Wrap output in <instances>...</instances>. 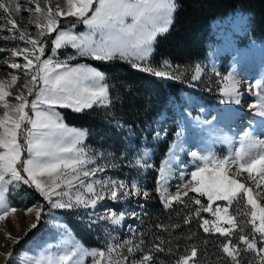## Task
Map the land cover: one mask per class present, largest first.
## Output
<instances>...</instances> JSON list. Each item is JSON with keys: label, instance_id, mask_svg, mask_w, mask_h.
<instances>
[{"label": "snow or ice", "instance_id": "6c2138e0", "mask_svg": "<svg viewBox=\"0 0 264 264\" xmlns=\"http://www.w3.org/2000/svg\"><path fill=\"white\" fill-rule=\"evenodd\" d=\"M176 9V0H0V33H9L0 39L22 42L11 48L0 47V53L9 54L0 64L16 70L0 79V232L13 246L21 237L7 232L5 222L15 221L21 211L11 197L24 186L38 193L48 206L46 210L45 204L38 203L24 210L31 218L25 236L53 209L83 210L89 213L90 223H95L91 216L105 201L120 204L133 197L149 198L150 193L135 181L106 176V169L117 165L101 163L106 160L105 153L88 149L84 144L87 130L70 127L60 109L82 113L93 106L112 104L105 72L89 64H72L77 57L104 63L121 61L154 77L181 79L183 73L169 71L173 66L167 60L159 68L151 64L157 37L169 31ZM77 23L85 31H75ZM69 47L75 55L61 60L60 50ZM202 74L203 68L197 64L191 79L199 80ZM216 75L220 76V103L240 105L241 82L234 71ZM248 91L256 96L249 112L259 117L264 127V79L250 84ZM200 123L203 126L209 121ZM208 133L214 137L213 145L225 144L228 152L219 155L214 147L190 151L191 167L180 174V183L172 191L169 181L173 164L183 151V131L177 132L176 142L157 169L156 192L166 208L178 204L189 209L184 225L195 219L205 233L224 238L218 243L220 254L215 261L206 251L198 257L195 244L185 247L183 253L178 246L175 250L165 248L163 245H171L172 240L160 237V243L146 249L144 234L138 239L135 230L130 238L119 242L109 233L103 249H90L66 226L58 225L63 229L58 242L47 244L37 255L25 253L20 257L22 264H154L157 252L173 255L172 264H202V260L204 264H243V257L249 253L247 264H264V201L260 199L264 197V133L256 134L251 126L238 139L221 134L214 126ZM160 135L157 131L156 138ZM150 159L145 150L129 165L147 171L154 167ZM217 201L225 203L219 205ZM201 213H210L214 219ZM98 219L118 227L125 215L109 210ZM181 226L157 225L170 235ZM16 228L19 230V224ZM193 235L185 239L191 240ZM0 257L7 264L16 253L0 251Z\"/></svg>", "mask_w": 264, "mask_h": 264}, {"label": "trees", "instance_id": "16d2710c", "mask_svg": "<svg viewBox=\"0 0 264 264\" xmlns=\"http://www.w3.org/2000/svg\"><path fill=\"white\" fill-rule=\"evenodd\" d=\"M176 4L177 9L169 31L157 37L151 64L159 68L167 60L173 66L172 72L183 73L181 79L154 77L121 61L104 63L78 57L74 60L75 63L90 64L105 72L112 104L110 107L93 106L82 113L62 109V113L69 125L87 130L86 144L105 153L109 164L111 162L117 165L111 167L112 172L118 173L128 182L139 179L145 184V190L150 196L145 200L144 209L132 222L135 224L137 238H140V233L144 234L146 249L160 243L157 239L160 237L165 241L172 240L171 245H163L165 248L173 247L175 250L176 246L182 248L195 244L199 248L198 257H202L206 251L208 257L215 261L220 254L218 243L224 238L219 234L205 233L195 219L190 225H184L183 217L189 210L182 205L176 204L172 209L163 205L156 192L157 169L165 159L179 129L177 120L181 114L177 109L182 110L185 106L181 94L186 89L184 83L191 80L195 65L206 57L210 51V43L214 41L213 20L241 9L250 14L249 38L264 40V0H176ZM157 131L161 133L159 139L156 138ZM142 148L151 150L149 162L154 167L147 171L137 170L129 165L135 158V152ZM108 153L112 155L109 157ZM34 194L41 198L35 191ZM201 215L204 218L212 217L210 213ZM65 221L85 245H96L90 241V236L80 230L82 222L70 216H65ZM176 223L182 226L171 231V235L157 227ZM190 233H195L193 238L185 239ZM31 235L33 232L28 238ZM205 240L208 241L207 245L204 244ZM180 251L184 252L181 249ZM154 255V264H172V255L166 252H157ZM202 263L204 264L203 260Z\"/></svg>", "mask_w": 264, "mask_h": 264}, {"label": "rangeland", "instance_id": "374dc122", "mask_svg": "<svg viewBox=\"0 0 264 264\" xmlns=\"http://www.w3.org/2000/svg\"><path fill=\"white\" fill-rule=\"evenodd\" d=\"M22 14L27 16L26 12ZM0 23H2V21H0ZM32 30L35 31V29ZM212 30L214 33V41L210 43V51L206 57L198 63L203 68V74L201 78L199 80L193 81L191 79L189 82H185L184 85L186 89L181 91L185 106L182 110L177 109V112L181 114L177 122L179 128L178 132L183 131V136L180 141L183 144V151L179 153L178 161L173 164V177L169 181V188L172 191H174L175 186L180 183V174L191 167V157L188 155V153L190 151L202 150V138L209 137L210 140H212V147H214V150L219 155H224L228 152V146L225 144L216 143L213 145L214 137L210 136L208 133V129L210 127H215V125H217L218 128H215L219 129L227 123L230 130H238L243 134V131L248 130L249 128V125L246 122H255V118H251L249 116L251 115L249 112V106L256 101V96L252 93H249L248 86L253 84L256 79H248L246 76H241L238 68L244 62L253 65H258L260 62H263L264 64V55H260L261 53H264V40L249 38L248 34L250 30V14L241 9H236L231 11L223 18H217L213 20ZM75 31H85L84 26L77 23ZM0 35L6 36L9 35V33L7 30H5L0 33ZM17 44L22 45V42L10 40L6 41L0 39V47L11 48L17 46ZM219 47H223L224 50L218 55L217 52ZM8 55L9 54L7 52L0 53V59H4ZM70 55H75L74 49L70 47L61 49L59 58L63 60ZM16 59L18 62H23L22 57H17ZM71 63L74 65L78 64L75 63L74 60L71 61ZM81 63L86 64L83 62ZM172 70L173 68L169 69V71ZM14 71L16 70L9 69L6 65L0 64V79L8 78V73ZM233 71L236 75V78L241 82L240 90L243 94L241 98V104H221L220 100L222 97L219 91L220 76H217L216 73H220V75L223 76ZM164 79L168 80L167 78ZM260 79H264V74ZM200 86H206L208 88L202 89ZM17 87H19V83ZM12 91L15 92L16 89L13 88ZM60 111L62 112V109H60ZM228 117H232L235 122L228 120ZM203 121H209V124L201 126L200 122ZM242 122L245 123L242 124ZM69 126L75 127L72 125ZM159 127L161 128V126ZM86 140L84 141L85 146L94 153H99V151L86 144ZM176 140L177 138L175 135V139L172 144L176 142ZM145 150L148 151L151 157V150L147 148H142L138 152L136 151L135 157L139 154H142ZM167 155L165 159L167 158ZM105 156L106 160L100 161L101 163H109V158H107L106 154ZM111 169V167L106 169V176L122 179L118 173L112 172ZM133 181L138 183L145 190V184L142 182V180L137 179ZM32 198L34 201H32ZM260 199L264 201V197H261ZM11 200L12 204L21 211L16 214L15 221L5 222L6 231L14 236H20L21 240L19 244L13 246L12 243L6 239L5 235L0 232V251L13 250L16 253V258L7 262V264H22L20 257L25 253H27L29 256L37 255L39 251L42 250L47 244H56L59 239V234L63 231L62 228L57 227L58 225L66 226L79 242L90 249H103L108 243L109 233L111 236L116 237L118 242L126 240L132 236V230H135V224L132 222V219L144 209L146 199L143 197H133L131 200L120 204L114 203L112 201H105L104 203L97 206L95 212L91 216V220L96 221L95 223H90L89 213L83 210L68 212L53 209L51 210L49 216L42 217L39 227L29 231L26 236L24 235V231L26 230L27 224L31 218L25 215L24 210L29 207H34L38 203L45 204L46 206L47 204L45 201H43L42 197H35L34 190L27 188L26 186L14 193L11 197ZM216 203L223 205L225 202L217 201ZM213 207L215 208L216 205H213ZM45 209L48 210V206L45 207ZM109 210L122 212L125 215V220L123 221L122 225L118 227L112 226L106 221L98 219V217L107 214ZM65 216L76 218L82 222V224L79 226L80 230L84 234L90 236V241L95 242L96 245H85L73 232L69 224H67L65 221ZM207 219H214V217H208ZM16 224H19V230H17ZM31 232H33V235L28 238V235ZM4 245H7V248H5ZM180 249L184 251L185 247L179 248V252H181ZM250 256L251 254L249 253L243 257V264H247V260L250 258ZM174 258L175 257L172 255L173 260ZM0 264H6V261L3 257H0Z\"/></svg>", "mask_w": 264, "mask_h": 264}, {"label": "bare ground", "instance_id": "6f19581e", "mask_svg": "<svg viewBox=\"0 0 264 264\" xmlns=\"http://www.w3.org/2000/svg\"><path fill=\"white\" fill-rule=\"evenodd\" d=\"M223 50H224L223 47H219L217 54L219 55V53H221ZM260 55L263 56L264 53H261ZM238 71H239L241 76H246L248 79L253 78V79L259 80L264 74V64H263V62H260V63H258V65H253V64L244 62L239 66ZM249 116L251 118H255L254 119L255 122L253 123L250 121V122H246V123L254 129L256 134L264 133V127L261 126L260 118L254 117V116H252V114ZM227 119L230 121H234V119H232V117H228ZM244 123L245 122H242V124H244ZM228 126L229 125L226 123V124H224V126L220 127L218 130H220L221 134L227 133L229 136H234L238 139L239 135H241L242 133L239 132L238 130H230L228 128ZM215 127L218 128L217 125H215ZM262 138H263V136H262ZM201 146H202V149L212 147V140H210L209 137L202 138Z\"/></svg>", "mask_w": 264, "mask_h": 264}]
</instances>
